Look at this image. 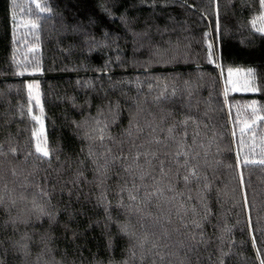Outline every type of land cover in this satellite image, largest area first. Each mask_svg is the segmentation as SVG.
I'll return each mask as SVG.
<instances>
[{
    "label": "trees",
    "instance_id": "16d2710c",
    "mask_svg": "<svg viewBox=\"0 0 264 264\" xmlns=\"http://www.w3.org/2000/svg\"><path fill=\"white\" fill-rule=\"evenodd\" d=\"M37 3L47 11L38 9ZM186 3L189 6L181 0H161L159 4L155 0H16L14 5L12 0H0V16L21 12L30 20L15 33L14 41L0 43V144L18 150L16 155L0 156V196L5 198L0 205V264H213L222 249L227 251L220 264H260L264 259V166H230L236 154L242 160L264 156V147L259 148L264 146V121H257L256 135L247 129L241 134L242 117L252 123L249 105L253 100L259 115L264 116V34L253 24L263 8L260 0ZM214 24L218 26L215 32ZM213 41L217 59L209 62L207 45ZM153 49L166 50L173 59L165 56L160 62ZM13 57L29 67V62L38 61L41 71L17 76ZM229 69H252L261 90L227 91L225 97ZM29 83L38 84L42 98L51 154L46 161L37 155L25 159L27 153H34L31 133L37 129L28 111ZM188 84L192 85L191 95L185 87ZM165 91V98L158 101L157 94ZM168 113L171 116L162 121ZM186 114L197 118L187 128L190 134L199 129L197 143L190 147L200 154L193 163L211 182L207 204L212 214L203 224L199 255L189 252L185 256L180 242H191L181 229L173 231L168 247L159 250L164 256L161 260L133 245L145 223L150 224L159 214L167 217V205L148 209L152 215L142 222L136 214L126 212L120 206L126 193L120 188L128 176L120 171L119 162L110 166L103 181L107 202L98 199L101 187L93 160L102 164L108 154L93 131L94 119L107 124L104 144L115 154L121 147L128 150L129 139H136L135 135L125 136L130 123L152 138L145 126L152 122L160 126L155 135L167 137V128ZM141 143L156 147L147 140ZM177 150V144L168 142L159 154L170 157ZM90 151L95 157L89 156ZM132 168L136 169L135 163ZM241 173L245 190L240 185ZM172 180L176 184L174 174ZM39 185L50 193L47 199L49 208H55L54 219H29L32 204L23 197L38 191ZM199 189L193 183L194 198ZM181 191L188 194V189L181 187ZM245 191L256 244L251 243L249 217L243 207ZM125 224L128 234L122 227ZM177 226L173 216L167 227L173 230ZM22 234L31 237L27 257L13 247Z\"/></svg>",
    "mask_w": 264,
    "mask_h": 264
},
{
    "label": "snow or ice",
    "instance_id": "6c2138e0",
    "mask_svg": "<svg viewBox=\"0 0 264 264\" xmlns=\"http://www.w3.org/2000/svg\"><path fill=\"white\" fill-rule=\"evenodd\" d=\"M148 2L151 3L152 0H148ZM160 2L161 0H155L156 4H159ZM164 2H167V0H164ZM12 3L15 5L16 0H12ZM181 3L185 6H189L187 5L186 0H181ZM260 5L262 8H264V0H260ZM36 7L41 11H47V9L44 8L40 3H37ZM260 19L264 20V16L260 17ZM12 23L14 25L12 29L13 32L18 33L21 22L17 20L15 15L12 16ZM24 26L27 27V25ZM31 27L35 29L36 24L33 22ZM217 30L218 26L214 24L213 31L215 32ZM257 31L264 34V27L257 29ZM222 38L223 34L221 33V39ZM29 51L35 52L37 49L29 48ZM152 51L153 54L159 58L160 62L165 61V56H167L168 60L173 59L172 56L167 54L166 50L153 49ZM207 53L209 62H213L217 59V46L215 41L207 45ZM13 61L16 63V68L18 69V71L15 73L17 76L22 77L26 73L34 75L41 71L38 61L34 63L29 62L32 65L31 67H29L28 64L16 62L15 57H13ZM239 74L240 70L236 69L235 75L238 76ZM233 75V70L229 69L228 78L234 89H242L246 92H257L261 90L256 87L255 73L252 69L247 70L242 84H240L239 81L231 80ZM237 85H239V87H237ZM34 87L37 86L31 83L27 85L29 91V103L34 100L36 105H40L39 95H32V89ZM185 87L189 89L188 94L191 95L192 85L188 84ZM227 91L228 90L225 89V97H227ZM166 94V91L164 94H157L156 99L158 101L162 100L165 98ZM225 103H227V100H225ZM249 107L252 109V123L245 124L244 127L241 128V134H243L245 129H247L251 131L253 135H256L255 125L257 121H264V116L259 115V109L255 100L252 101ZM28 111L29 115L31 116V120L35 121L39 125V129L34 130L31 133L32 138L36 141L34 153H27L25 159H27L28 156L37 155L38 158H42L45 161L50 160L51 154L47 140L45 139L44 123L39 116L31 115V108H29ZM169 116H171V113H168L162 117V121L167 119ZM229 118H231L230 113ZM190 121L196 123L197 118H193L190 114H186L183 120L176 121L175 124L167 128V137H157L155 133L157 128L160 126H153V123L149 122L145 126L150 129L152 138L143 135L142 127L130 123L125 136L131 138L133 135H135L136 139H129L128 143L130 144V148L128 150H125L123 147H121L119 152L112 154L111 148L104 144L107 134V124L94 119L96 127L93 129V131L98 133V138L101 141V145L105 147L106 153L108 154L103 159L102 164L96 159L93 160V163L96 165L93 170L94 172L98 173V179L100 180L99 186L101 187V192L98 199H100L101 202H107L106 190L104 189L103 181L107 179V173L110 169V166L119 162L120 171L126 172L128 176L127 179H123L121 181L122 186L120 188L121 193H126V195L121 198L120 202V206L126 212L136 214L138 217V222H142L147 221L152 215L150 211H147L148 209L164 208V206L167 205V217H165L164 214H159L154 219H152L150 224L145 223L144 232L141 234V236L136 237V242L133 245L134 247L144 249V252L149 255L154 253L155 255L160 256L161 260L164 259V256L159 250L161 248H167L168 239L171 237L172 232L181 231V229L183 230L185 239L191 242L187 245L184 241L180 242V247L185 250V256H187L189 252L199 255V253H197V249L199 245L204 242L202 239L203 224L212 214V209L207 204V199L210 198L208 193L211 191V182L207 176L201 175L200 171L198 170V166L193 163V161H196L200 158V154L193 152L190 147L191 145L197 143L196 136L199 135V129L196 133L190 134L187 128V125ZM203 123L205 127H210L208 121H203ZM160 131H164V129L161 128ZM231 135L233 139L236 140L235 131H232ZM177 137H180V139H177ZM108 139L111 140L113 138L109 136ZM141 140H147L148 145H156V147L146 148V145L141 143ZM168 142L177 144L178 150L170 157H162L159 154V149L161 146L167 148ZM17 151L18 150L15 148H5L3 144H0V156H3L7 153L16 155ZM89 156L95 157V153L90 151ZM130 156L131 163L129 162ZM206 157L207 153L204 154L205 159ZM132 163L136 164V169L132 168ZM250 165L264 166V156L258 160L249 157H244L242 160L241 156L236 154L235 162L230 166L240 169L242 166L247 168ZM172 174H174L176 177V184L173 183ZM13 175H15V172H13ZM193 183L200 186L196 198L191 195V186ZM177 185H179V187ZM240 185L242 190H245L246 182L242 173L240 174ZM22 187H25V185H22ZM181 187L188 189L187 195L181 191ZM38 188V191L33 190L28 192L26 196L23 197L24 199H29L32 204V207L28 210L29 219L33 217L36 219L41 217H47L50 220L54 219L55 208H49L50 201L47 199L50 193L43 187V185H39ZM197 200L199 203H197ZM4 203L5 198L0 196V205H3ZM243 207L246 215L249 217L248 225L252 232L251 243L256 244L257 238L255 236V226L251 221V207L248 204L246 191L243 199ZM173 216L177 218L178 226L177 228L170 230L167 225L172 223ZM122 227L124 232L128 234V226L125 224ZM30 239L31 237L22 234L20 239L16 241L13 247L25 257H27L29 255L28 241ZM2 244L3 241L0 240V247H2ZM146 245L148 246L147 248L145 247ZM225 251L227 250H221V257L213 261V264H220L221 260H223V253ZM133 255H135V253H133ZM143 258L144 256L142 255L141 259ZM260 264H264V259L260 260Z\"/></svg>",
    "mask_w": 264,
    "mask_h": 264
},
{
    "label": "rangeland",
    "instance_id": "374dc122",
    "mask_svg": "<svg viewBox=\"0 0 264 264\" xmlns=\"http://www.w3.org/2000/svg\"><path fill=\"white\" fill-rule=\"evenodd\" d=\"M15 15L17 17V20L21 22V26L20 28H24L25 26L24 25H28L30 23V20L29 19H26L23 14L21 12H18V13H12V16ZM12 16L11 17H4V16H0V43L2 41H5V40H12L14 41V37H15V33L16 32H13V23H12ZM264 16V8H263V12L261 13V15L258 16L257 19H255L253 21V24L255 25V28L256 29H259L261 27H264V20H261L260 17ZM257 25V26H256ZM240 70V74L237 76L235 75V71L236 70H233V73L234 75L231 77V80L233 81H239L240 84L243 83V80H244V77H245V73L247 72V70H244V69H239ZM225 87L226 89L230 92V93H249V92H246V91H243L242 89L241 90H236L232 87V83L230 82L229 78H228V71H226V75H225ZM33 85H36L37 87H34L32 89V95L35 96V95H39L40 97V89H39V86L38 84H35L33 83ZM237 87H239V85H237ZM41 106H42V98L40 97V105H36L35 104V101L32 100L31 101V114L32 115H36V116H39L43 123H44V126H45V120L42 118L43 115L41 113ZM248 118L246 116H243L242 117V123L243 125L245 124H248ZM39 129V125L37 124V129ZM45 139L47 140L46 138V132H45ZM36 143V141H35ZM246 149L249 150L250 149V146L248 145H245ZM264 146H260L259 145V148H263Z\"/></svg>",
    "mask_w": 264,
    "mask_h": 264
}]
</instances>
